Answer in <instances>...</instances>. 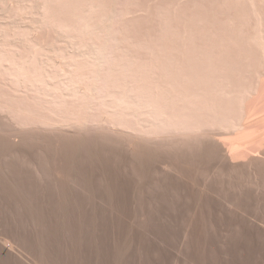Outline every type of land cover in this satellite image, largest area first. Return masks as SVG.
Wrapping results in <instances>:
<instances>
[{"label": "rangeland", "instance_id": "374dc122", "mask_svg": "<svg viewBox=\"0 0 264 264\" xmlns=\"http://www.w3.org/2000/svg\"><path fill=\"white\" fill-rule=\"evenodd\" d=\"M255 23L253 0H0V264H264L263 161L228 163L208 117L160 120L177 73L154 53L192 98L215 34L230 71Z\"/></svg>", "mask_w": 264, "mask_h": 264}, {"label": "bare ground", "instance_id": "6f19581e", "mask_svg": "<svg viewBox=\"0 0 264 264\" xmlns=\"http://www.w3.org/2000/svg\"><path fill=\"white\" fill-rule=\"evenodd\" d=\"M253 5L255 8L256 23H255V32L252 35L251 46L249 50L241 58L240 63H238L235 69L230 70V71H226L225 69L222 70L220 69L219 59L217 58L218 48H219L221 39L218 37L217 34H215V36L210 40V43H209V48H208L209 62L207 63V66L205 67L207 74H208V68H209V72L213 75L212 78L214 80V83L212 87L208 86L207 90L204 89L202 92L197 93L192 98L183 96V87L185 85V80L182 77L187 76L186 65L183 62L178 63L175 56L166 50L158 49L154 51V53L156 52L155 54H157V56L163 60V65H164L163 71L165 73L167 74H170L172 72L177 73V77L175 80V87H177L178 97L175 98L174 103L172 104L169 112H165V113L157 112V115L161 116L160 120L166 121V122H172L174 129H178L182 125L192 126L193 120L201 119L200 117L202 116L203 118L204 117L210 118L212 122L213 131H217V132H214L216 146L218 145L217 149L220 148L221 149L220 152L222 154H223L222 150L224 151L227 160H229L228 163L231 162L232 166L242 165L244 167V165H247L252 162L254 163V161H257V162L263 161L262 163H264V23H263L264 18H263V14L257 9V5L254 2V0H253ZM69 35L71 34L69 33ZM68 37H71V36H68ZM82 51L79 50V52H81V54L84 55L85 52L83 53ZM42 54L45 55V53H42ZM42 54L40 56H42ZM57 55L58 54H55V56H53V53H49L48 56L46 55L45 56L48 58V61H49V58L55 59V57L59 56ZM2 58H1L2 60L0 59V66L2 64L3 65L5 64L3 62L5 60L4 56ZM65 59L66 58H64V60ZM9 60H10V57H9ZM58 60L60 59H57V61ZM10 62L11 61H9V63ZM12 62H15V61H12ZM12 64L14 65V63ZM49 64H50V61H49ZM52 64L54 63H51L50 66H56L58 63L56 65L55 64L52 65ZM3 65L1 66V68L4 67ZM9 65L10 64L8 65L6 64L5 66L6 67L8 66L7 68H10L11 66L9 67ZM25 66L26 67L28 66L27 68L30 70V67L28 64L25 63ZM25 66L24 68L20 66L21 68L20 69L19 64H18L16 67L19 68V72H17L18 70L15 71L18 68H14L13 72L12 73L10 72V73L11 74L16 73L15 76L18 75L17 73L22 74L27 70L25 69ZM52 68H54L55 71L57 70V67H52ZM62 69L66 70L65 68H62ZM20 70L21 72L22 71L23 72L20 73ZM69 70L67 71V73L65 72L66 73L65 74L64 72H61L60 68H58L57 70L59 71L58 78L64 77L61 74H65L66 75L65 78L63 79L61 78L62 80L61 79L59 80L61 81L64 80L66 84L72 83L70 85L71 86L74 85L73 91H75L76 88H78L83 82L80 81L77 75H75L76 74L75 72L73 73L71 70L70 71ZM22 76L24 78L25 76H27L28 78L32 77L30 74L28 76V73L25 74V76L24 74ZM35 76H36L35 78H38L39 80L27 78L29 81L28 83H32V85L34 84V87H35V83L39 85L42 83V81H44L43 85L46 84L45 80L47 82V79L43 78L42 74L41 76L38 75L39 77L37 75ZM19 77L18 78L16 77V78L20 80ZM23 77H21L22 81L24 80ZM40 77H42L43 80H41ZM58 78H55V79L58 80ZM30 79L35 80L36 82L33 83V81H31ZM50 80L52 79H49L48 81ZM25 81L27 82V80H24L23 83ZM37 81L41 83H38ZM58 83L60 84L62 82L58 81L56 85ZM41 85H39V88H41L40 90L43 91ZM49 86L50 85H48V87ZM44 87L45 85L43 86V88ZM67 87L69 88V86ZM53 88L51 89L53 90ZM64 88L65 90L68 91L66 87ZM81 88L82 86L78 88V90L76 91H80L79 89ZM82 89L84 90V88ZM45 92H43L44 95L47 93ZM58 92L60 93V91ZM66 92H65V95H66ZM70 93H73V92L71 91ZM75 94H78V93H75ZM48 95L50 96L52 95V97H54V96H57V93L55 95L54 94H48ZM57 97L56 99L58 100ZM209 132H211V130ZM257 162H255L254 165L252 166H254V168L258 170V168H261L264 164L262 165L259 162L260 164L259 165ZM255 166L256 167L258 166V167L256 168ZM245 167H247V170H248V167H251V166L248 165ZM10 246H12V244H10Z\"/></svg>", "mask_w": 264, "mask_h": 264}]
</instances>
